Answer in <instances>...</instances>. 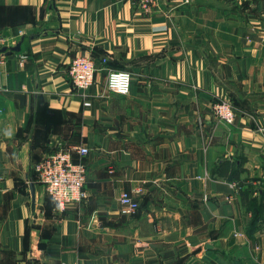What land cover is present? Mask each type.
<instances>
[{"label":"crops","instance_id":"1","mask_svg":"<svg viewBox=\"0 0 264 264\" xmlns=\"http://www.w3.org/2000/svg\"><path fill=\"white\" fill-rule=\"evenodd\" d=\"M0 37V264H264L239 187L264 204V0H0ZM82 52L131 92L100 71L85 106ZM61 144L90 149L89 198L62 213L35 171Z\"/></svg>","mask_w":264,"mask_h":264},{"label":"built area","instance_id":"2","mask_svg":"<svg viewBox=\"0 0 264 264\" xmlns=\"http://www.w3.org/2000/svg\"><path fill=\"white\" fill-rule=\"evenodd\" d=\"M154 1V0H146ZM6 38L0 37V45H6ZM108 58L101 60L97 67L91 52L79 53L73 57L68 73L74 87L82 95L85 106L91 105L89 93L98 82V72L107 73V89L110 93L128 95L131 91L133 73L130 70L114 69L107 66ZM213 116L222 123L233 124L238 116V110L228 97H220L212 104ZM258 132L264 136V124L258 126ZM90 149L84 146H55L47 152L35 165L37 180L47 194L55 202L59 212H66L68 206L81 205L89 198L87 189V167L83 157L88 155ZM78 154L79 160L75 159ZM138 189L137 192H140ZM120 201L124 213L135 215L140 204L132 191H124Z\"/></svg>","mask_w":264,"mask_h":264},{"label":"trees","instance_id":"3","mask_svg":"<svg viewBox=\"0 0 264 264\" xmlns=\"http://www.w3.org/2000/svg\"><path fill=\"white\" fill-rule=\"evenodd\" d=\"M229 99L231 100V98ZM239 187L242 197V203H244L245 207L249 211H252V218L248 225L247 232L248 234L253 235L256 229L260 226V221L264 220V204L262 200H259L258 196H256L257 187L254 181L249 180L248 182H243L240 180ZM53 203L55 202L53 201Z\"/></svg>","mask_w":264,"mask_h":264},{"label":"water","instance_id":"4","mask_svg":"<svg viewBox=\"0 0 264 264\" xmlns=\"http://www.w3.org/2000/svg\"><path fill=\"white\" fill-rule=\"evenodd\" d=\"M8 49H9V47H8V46H5V47H3V48L1 49V51L7 52ZM19 49H20V45H18V46H16V47H11V51H12V50H19ZM32 186H34V185L32 184ZM209 246H210V244H209Z\"/></svg>","mask_w":264,"mask_h":264}]
</instances>
